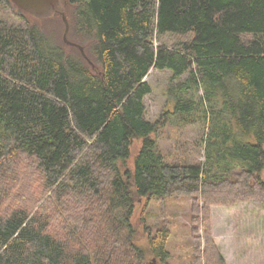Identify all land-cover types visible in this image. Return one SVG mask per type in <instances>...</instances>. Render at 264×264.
I'll return each instance as SVG.
<instances>
[{"label":"trees","instance_id":"obj_1","mask_svg":"<svg viewBox=\"0 0 264 264\" xmlns=\"http://www.w3.org/2000/svg\"><path fill=\"white\" fill-rule=\"evenodd\" d=\"M61 1L84 55L40 24ZM59 4L37 18L0 0V264H162L169 229L144 209L182 196L193 264H226L211 206L264 202V0ZM152 68L172 104L155 121ZM193 114L203 159L166 160L158 130Z\"/></svg>","mask_w":264,"mask_h":264},{"label":"rangeland","instance_id":"obj_2","mask_svg":"<svg viewBox=\"0 0 264 264\" xmlns=\"http://www.w3.org/2000/svg\"><path fill=\"white\" fill-rule=\"evenodd\" d=\"M66 8L61 1L57 12L50 19L40 22L46 30L56 36L57 41L62 39L61 13ZM169 77V70L152 68L144 78L152 87L151 93L144 97L146 119L155 121L165 109H172L171 100L166 94ZM194 115L186 116L183 120L173 116L169 124L158 130V146L166 155V160L174 162L184 159L186 155L193 161L203 159L200 138L205 131V125L199 119L192 120L196 118ZM139 146L140 141H135L132 154ZM132 156L129 159L130 164ZM143 202L144 200H141L137 205L135 218L144 208ZM191 205L192 198L182 196L169 197L163 203L151 200L145 206L144 217L152 231L157 230L163 223L169 229L165 245L169 256L165 262L161 261L162 264H193L195 241L191 229ZM210 209L211 236L225 263L264 264V202H231L212 205ZM198 233L203 235V229L200 228ZM141 242L142 240H139V243Z\"/></svg>","mask_w":264,"mask_h":264},{"label":"water","instance_id":"obj_3","mask_svg":"<svg viewBox=\"0 0 264 264\" xmlns=\"http://www.w3.org/2000/svg\"><path fill=\"white\" fill-rule=\"evenodd\" d=\"M18 8L24 10L28 14L37 17L43 18L51 16L54 13L55 7L59 4V0H11ZM62 20L64 21V32L63 40L65 43L70 45H75L79 47L81 53L84 55L83 47L79 44L69 41L67 39V31L69 28L68 21L64 12L61 13Z\"/></svg>","mask_w":264,"mask_h":264}]
</instances>
